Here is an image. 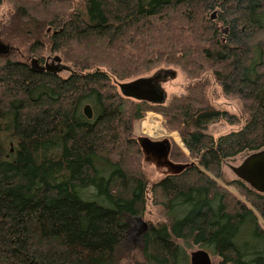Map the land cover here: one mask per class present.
I'll return each instance as SVG.
<instances>
[{"label": "trees", "instance_id": "obj_1", "mask_svg": "<svg viewBox=\"0 0 264 264\" xmlns=\"http://www.w3.org/2000/svg\"><path fill=\"white\" fill-rule=\"evenodd\" d=\"M2 3L78 71L62 78L0 57V264H122L127 218L143 217L148 200L135 134L147 112L188 155L173 145L186 168L150 187L167 219L148 224L135 264H189L195 248L218 264H264V193L222 171L264 149V0ZM45 49L36 39L30 58ZM160 65L194 80L185 95L151 104L121 92ZM208 76L242 115L210 105ZM219 120L244 124L215 139L206 130ZM201 169L209 176L197 182Z\"/></svg>", "mask_w": 264, "mask_h": 264}, {"label": "rangeland", "instance_id": "obj_2", "mask_svg": "<svg viewBox=\"0 0 264 264\" xmlns=\"http://www.w3.org/2000/svg\"><path fill=\"white\" fill-rule=\"evenodd\" d=\"M36 29L37 28L34 27L33 24L21 21V19H19V17L12 12L11 7H9L6 3H2L0 7V47H10L14 52H12L13 58L24 59L28 62L33 59L32 57L30 58L29 53L31 46L36 39H40L42 44L45 45L46 52L43 53L44 58L49 56L52 58L55 57V55H52L49 52L50 47L47 39L45 38V34L42 35L41 33H38V29ZM62 65L65 68L61 74L63 78H66L71 73L78 71L64 61L62 62ZM156 73L162 74V77L163 74L171 75H168L165 81L160 83L161 91L165 96L166 103L174 97L185 95L187 87L194 83V80L187 77L183 70L176 66L168 65L157 66L134 80H128L122 83L128 84L131 83V81L150 78ZM207 80L208 87L206 93L210 105L214 109L227 112L230 115H242V105L240 101L225 97L221 86L215 83L210 76H208ZM243 124L244 122L242 120L238 124H228L224 120H219L209 125L206 133L217 139L220 136L238 131ZM135 134L142 145V169L148 185V200L143 217L127 218V234L120 248L121 255L123 256L122 264L141 263L142 235L144 230L147 228L148 224L156 225L158 223H164L167 219L163 209L151 203L149 194L150 187L153 184L161 181L168 175L179 174L186 168V164L184 162H175L170 156V151L173 145L180 149L185 155H188V152L185 150L178 133L170 130L166 126L164 118L158 113L147 112L136 124ZM145 140L147 142L150 141L152 143L165 144V153H154L148 147L143 145ZM250 155V153H243L233 159L225 161L222 167L224 179L227 181L237 180L239 177L235 174V169L239 168ZM191 163L194 164L196 162L191 161L188 164ZM205 176L207 177L209 175L201 169L194 178L195 181L200 182ZM198 250V248L192 249L188 252L189 256L191 252ZM210 258L212 264H218L217 258L211 256V254Z\"/></svg>", "mask_w": 264, "mask_h": 264}, {"label": "water", "instance_id": "obj_3", "mask_svg": "<svg viewBox=\"0 0 264 264\" xmlns=\"http://www.w3.org/2000/svg\"><path fill=\"white\" fill-rule=\"evenodd\" d=\"M168 75L171 76L170 74H163L164 78L162 81H165ZM120 90L124 95L134 98H140V94L142 93L141 85L138 83L121 85ZM150 90V93L155 95L157 100L162 98L163 101L165 100L164 94H159L153 89ZM83 114L88 120L93 118V112L90 105H86L83 108ZM144 146L148 147L156 154H163L166 150L165 144L162 143L145 142ZM235 174L239 179L250 184L256 191L264 193V149L251 154L239 168L235 169ZM189 264H212L210 254L203 249L191 252L189 256Z\"/></svg>", "mask_w": 264, "mask_h": 264}, {"label": "flooded vegetation", "instance_id": "obj_4", "mask_svg": "<svg viewBox=\"0 0 264 264\" xmlns=\"http://www.w3.org/2000/svg\"><path fill=\"white\" fill-rule=\"evenodd\" d=\"M13 51L10 47H0V57L6 58V57H12ZM18 63H23L25 65H28L33 72L35 73H52L55 76L62 77L61 74L63 70L65 69L62 65L61 59L58 57H47L44 58L42 56L40 59L33 58L29 62L24 59H17ZM61 65V66H60ZM162 74L156 73L150 78L145 79H139L137 81H133L131 83H138L141 85V94L140 98L142 100H145L151 104L155 103H161L163 101V98L160 100H157L155 95H152L150 92V89H153L155 92L162 94L160 83L162 82L163 77ZM63 78V77H62Z\"/></svg>", "mask_w": 264, "mask_h": 264}]
</instances>
